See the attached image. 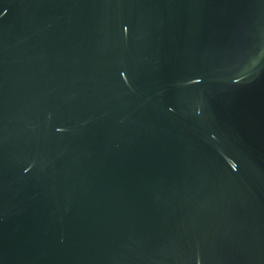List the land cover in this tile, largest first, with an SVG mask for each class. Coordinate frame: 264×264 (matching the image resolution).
I'll return each instance as SVG.
<instances>
[{
    "label": "water",
    "instance_id": "obj_1",
    "mask_svg": "<svg viewBox=\"0 0 264 264\" xmlns=\"http://www.w3.org/2000/svg\"><path fill=\"white\" fill-rule=\"evenodd\" d=\"M0 264H264V0H0Z\"/></svg>",
    "mask_w": 264,
    "mask_h": 264
}]
</instances>
